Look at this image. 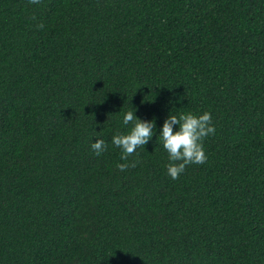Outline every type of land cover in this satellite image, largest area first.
Returning <instances> with one entry per match:
<instances>
[{
  "label": "trees",
  "instance_id": "1",
  "mask_svg": "<svg viewBox=\"0 0 264 264\" xmlns=\"http://www.w3.org/2000/svg\"><path fill=\"white\" fill-rule=\"evenodd\" d=\"M172 109L216 128L177 180ZM0 264H264V0H0Z\"/></svg>",
  "mask_w": 264,
  "mask_h": 264
},
{
  "label": "clouds",
  "instance_id": "2",
  "mask_svg": "<svg viewBox=\"0 0 264 264\" xmlns=\"http://www.w3.org/2000/svg\"><path fill=\"white\" fill-rule=\"evenodd\" d=\"M40 0H31L38 4ZM43 27V25H40ZM137 109L126 111L122 114V122L125 126L132 125L127 133H118L111 137V144L121 149V160L117 169L126 171L135 164L127 163L131 156L140 147H144L154 136H157L156 121L143 120L136 115ZM178 126V127H177ZM216 128L210 111L202 114L192 112L174 113L170 110L162 128L159 130L158 141L162 142L164 150L168 154L169 163L166 165L167 175L172 180H177L191 164H203L207 160L204 147L205 138L215 135ZM107 143L96 136L91 143V150L96 156L102 155Z\"/></svg>",
  "mask_w": 264,
  "mask_h": 264
}]
</instances>
